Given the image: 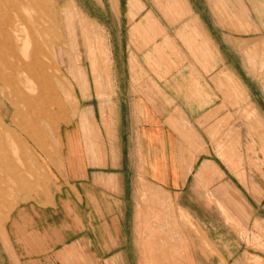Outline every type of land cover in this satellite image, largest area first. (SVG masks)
Masks as SVG:
<instances>
[{
    "label": "crops",
    "instance_id": "obj_1",
    "mask_svg": "<svg viewBox=\"0 0 264 264\" xmlns=\"http://www.w3.org/2000/svg\"><path fill=\"white\" fill-rule=\"evenodd\" d=\"M186 18L174 38L165 27L157 45H131L127 75L115 66L125 52L113 47V133L83 116L69 118L60 132L64 117L54 105L64 107L67 99L41 100L48 109L41 113L35 99V146L41 152L24 147V157L31 174L39 175L28 195H17L6 225L18 264H182L177 259L204 255L202 241L216 245L215 255L237 253L223 251L220 241L243 230L244 214L253 222L255 209L250 168L247 187L239 178L233 87L225 79L224 87L217 84L212 27L195 8ZM188 44L199 46L203 71L190 68L196 59L188 53L173 54ZM182 56L183 72L176 69ZM13 118L1 113L0 124L22 125ZM47 131L58 145H49ZM242 147L249 152L248 143ZM0 160L1 170L17 168L10 156ZM32 238L46 242L45 248L31 247Z\"/></svg>",
    "mask_w": 264,
    "mask_h": 264
},
{
    "label": "rangeland",
    "instance_id": "obj_2",
    "mask_svg": "<svg viewBox=\"0 0 264 264\" xmlns=\"http://www.w3.org/2000/svg\"><path fill=\"white\" fill-rule=\"evenodd\" d=\"M2 1L6 7L1 13L0 23L9 16L11 25L6 29L9 22L5 26L0 24V32H6L1 34L2 45L6 46L8 52L17 47V54L22 60H26L25 63L30 61V52H34L37 63L32 77L37 74L38 82L44 78L45 80L40 82L41 86L33 85L32 91L31 84L26 81L22 71L16 69L11 57L8 56L9 62H5L6 64L0 61V64H3L0 65V99L4 104L3 112L8 108L11 117L17 116L16 118L24 123L23 126L0 125V156H10L17 167L10 171L7 167L0 169L3 171L0 173V264H18L6 225L10 219L8 217L17 207V195H28L31 192L30 181L33 183L34 177L39 175V170L36 171L37 174H31L33 165L24 157V147L40 151L39 147L35 146L36 107H32V97L34 100L38 98L40 113L42 108L46 111V107L40 105L41 100L49 103V99L53 97L67 99L63 108L54 105V111L64 117L58 120L60 132L66 128L69 118L83 116L87 123V117L93 120L95 117L105 126V131L113 133V47H116L117 52H125L116 60L115 66L120 69L121 74L127 75L130 59L126 50L129 51V47L135 44L144 48L157 45L165 27L171 29L169 33L174 38L176 32H181L180 27L187 25L189 20L186 16L192 8L197 9L214 30V70L217 72L219 88L225 86V80L228 86L233 87L237 145L241 150L238 156L239 178L247 187L246 167L250 168L252 204L255 212L253 222H248L247 214L243 215L241 232H233V237L220 241L223 251L234 250L237 253L215 255L218 252L216 245L210 241H202L204 255L183 257L177 261L182 264H264V0H0ZM59 5L62 8L61 15L58 12ZM25 18L27 21H24ZM184 20L186 22L182 23ZM202 24L204 25L201 22L196 23L198 26ZM33 34L37 36L34 37ZM181 35L183 34H178L179 39ZM198 39L199 44L204 41L200 36ZM189 47L190 44L186 51L178 49L177 52L172 49V52L175 57L188 53L191 58L196 59L190 68L196 70L198 67L202 70L205 64L197 61V55L202 57L199 46L195 50ZM150 53L151 50L148 54ZM151 55L158 59L157 55ZM184 58L189 57L184 55ZM183 62L182 56L176 63V69L180 66L181 72ZM152 64L156 65L154 62ZM28 70H32L31 63L25 66V71ZM9 75L11 77L8 78ZM13 91L18 92H14V95ZM42 123L44 129L50 131V124ZM97 124L96 122V128L99 127ZM5 127L7 128L4 130ZM29 130H32V134ZM48 131L46 138L51 142L49 145H58V141L55 142ZM244 143H248V153L243 151ZM29 150L27 154L34 158L35 155ZM19 176L24 178V182L19 180ZM24 183L27 187L24 186V191L19 190ZM185 218L182 214L181 219L184 221ZM46 244L35 243L33 238L31 240V247L35 249L45 248ZM258 256L263 262L257 261ZM170 261L175 264L176 259Z\"/></svg>",
    "mask_w": 264,
    "mask_h": 264
},
{
    "label": "bare ground",
    "instance_id": "obj_3",
    "mask_svg": "<svg viewBox=\"0 0 264 264\" xmlns=\"http://www.w3.org/2000/svg\"><path fill=\"white\" fill-rule=\"evenodd\" d=\"M25 1V0H24ZM26 2V1H25ZM22 4H24V3H22ZM25 5V4H24ZM15 6V5H14ZM26 6H28L27 4H26ZM5 5H4V1H2V2H0V17L2 16V12L4 11L3 10V8L5 9ZM30 7V6H29ZM31 8V7H30ZM29 8V9H30ZM35 8V7H34ZM33 11H34V9H32ZM21 12V11H20ZM19 13V12H18ZM23 13V12H22ZM20 14V13H19ZM18 14V15H19ZM36 14V13H35ZM22 15V14H21ZM33 16V15H32ZM20 17V16H19ZM22 17V16H21ZM20 17V18H21ZM27 17V16H26ZM34 17V16H33ZM32 17V18H33ZM19 18V19H20ZM23 19V18H22ZM26 19V18H25ZM31 19V18H30ZM29 19V20H30ZM12 20V19H11ZM24 21H27V19L26 20H24ZM9 22V25H7V28L6 29H8V26H11L10 25V17L8 16L7 17V19L4 21V22H2L1 21V25L3 24V26H5L7 23ZM14 22H15V20H14ZM34 22V21H33ZM25 23V22H24ZM23 23V24H24ZM32 23V22H31ZM33 24V23H32ZM1 25H0V27H1ZM31 25V24H30ZM42 27V26H41ZM27 28V27H26ZM1 29V28H0ZM9 29H11L10 27H9ZM34 30V29H33ZM29 31V30H28ZM43 31H45L44 29H43ZM10 32V31H9ZM37 32V31H36ZM3 33V32H2ZM1 32H0V39H1V34H2ZM6 32H4L3 34H5ZM12 33V32H11ZM30 33V32H29ZM34 33V32H33ZM7 35H8V33H7ZM34 35V34H33ZM32 35V36H33ZM36 36H37V34H35ZM35 35H34V37H35ZM9 36V35H8ZM8 36H7V38H8ZM37 38V37H36ZM5 39V38H4ZM30 41H31V39H30ZM5 43V42H4ZM32 44H33V42H31ZM9 44H10V42H9ZM14 44V43H13ZM16 46V45H15ZM6 47V46H5ZM5 47L2 45V42L0 41V61H2V63L4 62H9V58H8V56L9 57H11V59H12V61H13V63L16 65V69L18 70V71H22V75L24 76V78L26 79V81H29V83L31 84V87L33 86V85H37V84H39V86H41V84L43 83V81L45 80V78H44V80L43 81H40V82H42V83H40V82H38V79L36 78V77H38L37 76V74H35L36 75V77H32L33 76V71L35 70L34 68H35V66H36V63H37V60H35V54H34V52H30L29 54V60L30 61H27V63H25L26 62V60L24 61V60H22L21 58L22 57H19L20 55L19 54H17V50H16V48H14V49H12V47H11V49L13 50L12 52H8V51H6V49H5ZM34 47V46H33ZM35 48V47H34ZM10 49V48H9ZM8 50V49H7ZM37 54H38V52H37ZM19 55V56H18ZM40 61V60H39ZM3 63V64H4ZM5 63V64H6ZM32 64V70L29 72V70H28V72L27 71H25V66H26V64L28 65V64ZM40 63V62H39ZM2 64V65H3ZM1 65V64H0ZM1 65V66H2ZM9 65H10V63H9ZM38 65V64H37ZM7 66V65H6ZM11 66V65H10ZM13 67H15V66H13ZM15 69V71H17ZM0 70H1V68H0ZM5 70V69H4ZM4 70H2V71H4ZM8 70V69H7ZM41 71V70H40ZM10 72H12L11 70H10ZM35 72V71H34ZM38 72V71H37ZM1 73V72H0ZM8 73V72H7ZM44 73V72H43ZM2 74V73H1ZM6 74V73H5ZM4 74V75H5ZM11 74V73H10ZM3 75V76H4ZM16 75V74H15ZM14 75V76H15ZM39 75V74H38ZM43 75V74H42ZM13 76V75H12ZM13 76V77H14ZM48 76V75H47ZM9 77H11L10 75L8 76V78ZM40 78V77H39ZM2 78H0V80H1ZM13 79V78H12ZM16 79V78H15ZM41 79V78H40ZM4 81V80H3ZM6 81V80H5ZM15 81V80H14ZM31 81V82H30ZM48 81V80H47ZM17 82V81H16ZM49 82V81H48ZM6 83V82H5ZM13 83V82H12ZM7 84L10 86L11 85V83H9L8 81H7ZM44 84H45V82H44ZM48 84V86H50V88L52 87L49 83H47ZM5 85V84H4ZM13 86H15V85H13ZM44 86V85H43ZM42 86V87H43ZM7 87V86H6ZM11 87H12V85H11ZM16 87H18V86H16ZM21 87V86H20ZM45 88H47V87H45ZM7 89V88H6ZM13 89V88H12ZM19 89V88H18ZM21 89H23V88H21ZM53 89V88H52ZM51 89V90H52ZM20 90V89H19ZM34 90V87H32V91ZM12 91V90H11ZM23 91V90H22ZM43 91V90H42ZM42 91H41V93H42ZM45 91V90H44ZM14 92H16V91H13V93ZM18 92V91H17ZM16 92V93H17ZM31 92V91H30ZM12 93V94H13ZM14 95H15V93H14ZM18 94H16V96H17ZM8 96V95H7ZM18 96H20V94L18 95ZM32 96V95H31ZM22 98H24V97H22ZM27 98V97H26ZM25 98V99H26ZM34 97H32V101H30V102H33L34 103ZM55 102V101H54ZM59 102V101H58ZM23 103V102H22ZM25 103V102H24ZM28 103V102H27ZM14 104V103H13ZM26 104V103H25ZM15 105V104H14ZM13 105V106H14ZM17 105V104H16ZM3 106H4V104H3V102H2V100L0 99V111H1V113L5 116V117H7V115H10V112H9V110H8V108L6 109V111L5 112H3L4 111V108H3ZM23 106V105H22ZM25 106V105H24ZM32 107H34V105L32 106ZM36 107V106H35ZM20 108V107H19ZM23 109V108H22ZM31 110V109H30ZM46 110L48 111V109L46 108ZM20 112H21V110H20ZM22 113H23V110H22ZM46 116V115H45ZM48 116V115H47ZM16 117L17 116H15L13 119H15V121H16ZM12 119V120H13ZM18 119V118H17ZM11 120V119H10ZM19 120V119H18ZM21 120V119H20ZM1 121V120H0ZM11 122H13V121H11ZM7 123V122H6ZM10 123V122H9ZM11 124V123H10ZM13 124V123H12ZM1 125V124H0ZM3 125V124H2ZM24 125V123L22 124V126ZM4 126V125H3ZM7 127H5L4 128V130L6 129ZM9 129V128H8ZM7 129V130H8ZM22 130H23V128H22ZM38 131H39V129H37ZM0 131H1V129H0ZM30 131V133L32 132V130H29ZM29 131H27V132H29ZM38 133V135H39V132H37ZM26 134V133H25ZM32 134V133H31ZM29 136V135H28ZM34 136V135H33ZM36 137H39V136H35V138ZM34 138V137H33ZM6 138H4V140H5ZM41 139V138H40ZM33 140V139H32ZM35 140V139H34ZM4 170V169H3Z\"/></svg>",
    "mask_w": 264,
    "mask_h": 264
}]
</instances>
